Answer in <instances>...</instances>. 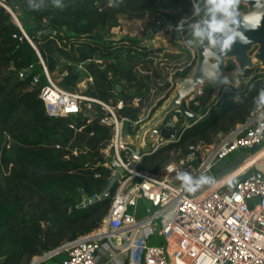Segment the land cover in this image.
<instances>
[{"label":"trees","instance_id":"obj_1","mask_svg":"<svg viewBox=\"0 0 264 264\" xmlns=\"http://www.w3.org/2000/svg\"><path fill=\"white\" fill-rule=\"evenodd\" d=\"M207 5L204 12L203 0H11L31 42L0 6V264H30L35 257L95 232L111 206V200H100L80 208L84 196H101L110 179L102 151L112 133L100 123L103 112L90 103L91 108L83 109L88 118L48 116L40 99L46 85L40 61L50 75H57L62 89L73 92L90 78L85 96L105 103L114 100L115 105L122 100L124 111L135 120L140 110L131 104L149 99L157 87L153 84L157 73L153 77L149 73L162 50L133 37L114 38L112 30L125 16L152 17L151 28L159 16L172 25L178 18L184 21L182 38L194 45L198 31L191 26L197 18L187 15L197 10L198 19L204 17ZM232 6L236 11L245 8L234 1ZM180 7L184 12L177 15ZM194 64L177 77H187ZM31 66L32 75L20 78ZM235 69L228 62L227 70ZM251 74L247 71L242 79ZM37 75L40 83L32 87ZM202 92L189 105L202 118L183 131L179 142L145 155L141 170L157 174L170 161L171 152L183 157L191 148L211 145L219 134L231 133L264 109V70L213 102L211 85Z\"/></svg>","mask_w":264,"mask_h":264},{"label":"built area","instance_id":"obj_2","mask_svg":"<svg viewBox=\"0 0 264 264\" xmlns=\"http://www.w3.org/2000/svg\"><path fill=\"white\" fill-rule=\"evenodd\" d=\"M10 1L0 0V6L14 19L16 15ZM164 23L166 26L160 27V20L151 28L147 47L156 48L160 39L166 37L176 40V34L182 39L177 26L183 27L184 21L176 25ZM40 63L46 78L40 99L47 115L88 118L90 114L83 109L91 106H86L85 102H97L56 85L43 60ZM29 70L33 72V67L21 72L20 78H27ZM39 83L40 76H34L31 86ZM226 89L230 91L225 88L221 94ZM202 94L201 90L188 97L184 105L189 108ZM97 104L103 112L100 123L112 133L102 151V165L110 171V179L101 196L88 199L111 200L110 209L95 232L45 254L42 260L61 251L66 254L62 264H98L102 244L107 243L108 260L101 264H124L116 261L122 254L128 255V264H172L171 247L179 250L186 264H264V177L253 175L235 184L242 175L254 172L255 167L226 183H219L214 189L202 192L195 189L203 175L210 174L231 155L251 154L255 146L264 145V109L231 133L219 134L213 144L191 148L186 156H178L176 161L162 166L157 174H151L141 170L144 156L179 142L183 131L202 116L194 114L196 121L190 124L178 111L168 115L160 129L148 132L146 148L138 152L125 144L124 131L128 128L135 136L140 127L151 120L153 109L139 112L135 120H127L122 114L123 101L116 105ZM131 105L141 111V100L135 99ZM162 130L175 131V137L164 139ZM174 154L171 152L170 156Z\"/></svg>","mask_w":264,"mask_h":264},{"label":"water","instance_id":"obj_3","mask_svg":"<svg viewBox=\"0 0 264 264\" xmlns=\"http://www.w3.org/2000/svg\"><path fill=\"white\" fill-rule=\"evenodd\" d=\"M212 1L213 0H209ZM208 1V4H209ZM245 6L246 12H238L229 6L227 8H214L212 4L207 5L206 14L203 19L191 27L198 31L199 40L194 43L193 48L196 53L194 67L187 77H176L174 79V89L167 102L161 106L152 116L151 120L144 123L138 132L132 135L128 128L124 131L125 144L133 146L140 152L146 148V135L153 129H160L166 117L176 111L179 112L190 124L195 123L196 116L184 105V101L193 94L201 91L206 84L212 86L213 94L211 102L216 100L223 89H241L242 77L247 71H253L256 66L264 70V0H233ZM16 24H21L17 17L14 18ZM220 24L221 30L211 31L210 23ZM163 23L160 27H165ZM233 41L227 49L223 45L228 37ZM241 37L244 39L242 40ZM176 39L181 41L179 34ZM233 62L236 66L234 71H228V62ZM32 71H28V77ZM120 91L121 87L117 86ZM93 108H99L97 103H91ZM123 116L129 120L130 115L122 111ZM161 135L164 139L170 140L175 137V131L162 130ZM264 143V141H263ZM259 146L253 148L256 152ZM243 160L239 161L240 156L227 165L226 169L218 174V178H224L235 172L250 154H242ZM122 173V170H120ZM264 177V164L255 167V171L247 172L235 181L239 184L252 176ZM85 195L83 190H80ZM84 202L80 208H84L96 202V199H88L84 196Z\"/></svg>","mask_w":264,"mask_h":264},{"label":"rangeland","instance_id":"obj_4","mask_svg":"<svg viewBox=\"0 0 264 264\" xmlns=\"http://www.w3.org/2000/svg\"><path fill=\"white\" fill-rule=\"evenodd\" d=\"M194 2V0H192ZM204 2V12H205V6L208 3V0H203ZM219 2H212L209 1V4H212L214 8L216 7V4ZM208 4V5H209ZM233 5V2L231 3V7ZM198 9V6H197ZM196 10V9H195ZM200 10V9H199ZM201 11V10H200ZM184 12V9L180 7L179 12L177 15H180L181 13ZM238 12H246V8H244L241 11ZM198 11L196 10L194 13L188 14L187 17H196L197 22L201 21L203 17L198 19V16H196ZM159 20L167 22L162 16L158 17ZM14 20V19H13ZM177 23L180 22L178 18H176ZM121 23L120 27L113 29L111 36L114 38L118 37H133L136 38L137 40H142L143 44L145 46H148L147 41L150 39L149 38V32L151 30V27L154 24V19L152 17H146L144 19H134L130 17H122L121 18ZM195 22V23H197ZM16 23V21H15ZM168 23V22H167ZM21 24V23H20ZM22 27V26H21ZM26 33V32H25ZM199 39V35L197 38V41ZM150 43V42H149ZM193 43H196V41ZM153 48V47H151ZM157 49H161L162 52L157 55V58L155 59L154 63L152 64L151 71L149 73V76L153 77L154 73H157V79L153 78V84H155L157 87L154 88V90L151 92V95L149 99L142 98L139 99L141 100V111L140 113H147L151 109L155 108L156 105L162 101L168 93L169 96L168 98L172 95L173 89H174V79L177 77L178 73H181L183 70L188 68L195 60H196V53L194 51L193 45L186 43V41L182 38L180 42H177L173 37H166L165 39H160V42L158 43ZM194 54V58L193 55ZM258 71H263L260 69V66H256L254 70L252 71V74L247 77L241 79V82L244 84H247L249 80L258 72ZM51 78L53 82L57 85V75H51ZM92 84V79L90 78H85L84 81H82L75 89V93L80 94L82 97H85L89 100L96 101L97 103H104V104H109V105H115L114 100H111L109 103H105L102 101H99L97 99H92L87 96H85L86 92L88 91L89 86ZM170 85V86H168ZM159 88H162L159 90ZM229 92L228 89L224 90L223 93ZM168 99H165L163 102V105L167 102ZM122 101V100H121ZM120 102V101H119ZM118 103V102H117ZM86 106H90L89 102H85ZM162 105V106H163ZM100 106V105H99ZM264 150V145L260 146L259 149L256 152H253L250 154V156L247 158H252L256 154H258L260 151ZM243 153H235L228 157L225 161L221 162L215 168L212 170L210 174L203 175L199 179V183L196 185V191L197 192H202L203 190L207 189L210 187L215 181H218V174L222 171H224L227 167L228 164L233 162L236 157L240 156L239 161L243 160L244 156H242ZM245 154V153H244ZM243 154V155H244ZM178 156L180 155L178 153H175L174 155L171 156L170 162H174L178 159ZM247 159L243 161V164L247 162ZM256 167V166H253ZM254 168H252L253 170ZM148 207V205L146 204Z\"/></svg>","mask_w":264,"mask_h":264},{"label":"crops","instance_id":"obj_5","mask_svg":"<svg viewBox=\"0 0 264 264\" xmlns=\"http://www.w3.org/2000/svg\"><path fill=\"white\" fill-rule=\"evenodd\" d=\"M164 23V21H162V24ZM177 42H180V40H177ZM193 58H194V54L192 53ZM264 153V150L260 151L258 154H262ZM257 156V154L255 155ZM255 156L252 158L247 159V162L245 164H243L242 166H240L235 172H233L231 175L226 176L224 178L219 179L218 181H215L210 187H208L207 189H214L216 186L219 185V183H226L230 180H232L233 178H236L237 176L244 174L245 172L251 170V168L254 166L255 164ZM217 183V184H216ZM103 248L102 251L99 253L98 255V259H97V263L101 264L105 261L108 260V256H106L109 249L107 243H103L102 244ZM171 255H172V264H186L185 262V257L179 252L178 249L176 248H172L171 247ZM43 256L41 257H35L32 259L30 264H62L63 261L66 259V254L65 252H57L55 253L50 259L47 260H42ZM117 262H122L124 264H128V255L127 254H122L119 258H117L116 260Z\"/></svg>","mask_w":264,"mask_h":264},{"label":"clouds","instance_id":"obj_6","mask_svg":"<svg viewBox=\"0 0 264 264\" xmlns=\"http://www.w3.org/2000/svg\"><path fill=\"white\" fill-rule=\"evenodd\" d=\"M213 2H215V0H213ZM232 2H233V0H219V3L216 4V7L227 8L231 5ZM221 27L222 26L216 22H212L209 25V28L211 31H219V30H221ZM181 28H182V25H178L177 31H180ZM199 34L200 33H196V35H199ZM241 39L243 40L244 38L241 37ZM232 41H233V38L231 36L228 37L227 40H225V42H224V45H223L224 49H227L230 46V44L232 43Z\"/></svg>","mask_w":264,"mask_h":264},{"label":"bare ground","instance_id":"obj_7","mask_svg":"<svg viewBox=\"0 0 264 264\" xmlns=\"http://www.w3.org/2000/svg\"><path fill=\"white\" fill-rule=\"evenodd\" d=\"M264 164V153L262 154H257V156H255V164L254 166H260Z\"/></svg>","mask_w":264,"mask_h":264}]
</instances>
